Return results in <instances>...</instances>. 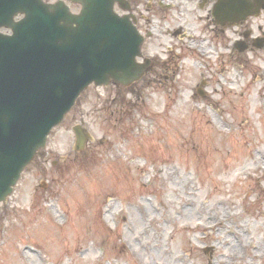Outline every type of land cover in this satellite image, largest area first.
Segmentation results:
<instances>
[{"label": "rangeland", "instance_id": "obj_1", "mask_svg": "<svg viewBox=\"0 0 264 264\" xmlns=\"http://www.w3.org/2000/svg\"><path fill=\"white\" fill-rule=\"evenodd\" d=\"M172 1L130 0L152 34L143 58H173L84 90L0 205V264H264V47L232 46L243 28L263 35L264 11L223 32L212 1Z\"/></svg>", "mask_w": 264, "mask_h": 264}, {"label": "water", "instance_id": "obj_2", "mask_svg": "<svg viewBox=\"0 0 264 264\" xmlns=\"http://www.w3.org/2000/svg\"><path fill=\"white\" fill-rule=\"evenodd\" d=\"M78 1L81 12L72 14L41 0H0V27L12 29L0 33V202L89 84L128 85L149 66L136 60L143 41L136 26L114 12L116 1L127 8L122 0ZM263 8L264 0H216L212 16L233 26ZM18 12L25 17L14 22ZM73 131L80 150L88 135L79 125Z\"/></svg>", "mask_w": 264, "mask_h": 264}, {"label": "bare ground", "instance_id": "obj_3", "mask_svg": "<svg viewBox=\"0 0 264 264\" xmlns=\"http://www.w3.org/2000/svg\"><path fill=\"white\" fill-rule=\"evenodd\" d=\"M191 204V200H186L184 203H183V206H180L179 207V209L177 210V213L179 214V213H181V214H184L185 213V205L186 204ZM147 205H148V201H145V200H142L141 201V203H139L138 204V206H139V209H142V212H151L152 211V209H154V205L153 204H151V206L149 207V208H147ZM172 218V217H171ZM150 222H151V225H154L155 226V228L158 230V231H155L152 227H150V225L148 226V228L147 229H151L152 231H153V233L154 234H159V231H160V229H161V226H160V224H159V221L157 220V219H155V218H153V219H151L150 220ZM214 228L215 227H217V225L218 226H220V225H225V222L222 220V219H215V220H213V223H210ZM203 227H205V228H207V226H205L204 224H203ZM222 230H224V228L223 227H220ZM218 230H220V229H218ZM228 230L229 231H231L233 234H237V233H235V230L234 229H230V228H228ZM240 236V235H239ZM224 242H228V240H225ZM252 244H250V243H245V246L246 247H250ZM120 246L121 247H126V243H125V241H122V240H120ZM257 248V250H258V248H259V245L257 244V245H255V249ZM24 251H27V253L29 254V255H32L33 254V251H31L30 249H28V250H24ZM247 252H249L250 254L252 253V250H247L246 249V251H245V254L247 253ZM133 255L134 256H137V258L140 260V257H139V254L137 253V252H133ZM21 256H24L23 255V253H21ZM25 257H26V255H25ZM22 258H24V257H22ZM155 262H157V264H166L165 262H160L159 260H155ZM158 262H160V263H158ZM176 262H177V264H184V262H183V259H177L176 260ZM153 264V263H152ZM172 264H174V263H172Z\"/></svg>", "mask_w": 264, "mask_h": 264}, {"label": "flooded vegetation", "instance_id": "obj_4", "mask_svg": "<svg viewBox=\"0 0 264 264\" xmlns=\"http://www.w3.org/2000/svg\"><path fill=\"white\" fill-rule=\"evenodd\" d=\"M44 3H46V4H59V5H61V7H63L64 8V4H66V5H68V7H69V9L71 10V11H73V12H75V13H77L78 12V10H80V8H81V6L79 5V3H77V2H74L73 0H42ZM127 5L130 7V16H131V18H133V20H134V22L137 24L138 23V20H139V17H138V15H139V12L136 10V7L135 6H132V4L130 3V0H128V3H127ZM74 7H76V8H74ZM149 9V5L147 4L146 5V11ZM137 15V16H136ZM21 16L19 15L18 16V18H20ZM18 18H16V19H18ZM147 25L148 26H150V23H148L147 22ZM244 25H245V23H242V24H240L238 27H237V29H241V28H243L244 27ZM146 28V24H145V27L144 28H141L140 27V30L142 31V32H145V29ZM247 29H250V28H248L247 27ZM1 31H7L8 29H5V28H1L0 29ZM251 31H252V29H250ZM223 32H225L224 30H222ZM245 31V29L243 28V31L241 32V34L239 35V38H241L242 37V35H243V32ZM9 32V31H8ZM178 33H180V31H178V32H176V34H178ZM252 33V32H251ZM262 34L264 35V32H262ZM252 35V34H251ZM255 41L254 40H251L250 39V37L249 38H247V40H246V46L248 47V49H250V50H253V49H255L254 48V46H255ZM153 61V60H152ZM152 63V66H156V62L155 61H153V62H151Z\"/></svg>", "mask_w": 264, "mask_h": 264}]
</instances>
